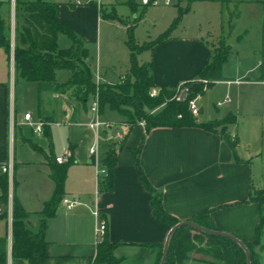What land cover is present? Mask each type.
I'll return each instance as SVG.
<instances>
[{
    "label": "crops",
    "instance_id": "1",
    "mask_svg": "<svg viewBox=\"0 0 264 264\" xmlns=\"http://www.w3.org/2000/svg\"><path fill=\"white\" fill-rule=\"evenodd\" d=\"M7 1L0 0L4 2L0 4V11L6 9ZM117 1L106 0L102 8L118 16ZM241 3L257 6L253 7L257 8L256 25L260 32L258 47L253 52L257 62L242 71L237 57V72H231L227 65L232 58V47L227 43L231 54L222 68V75L229 80L215 82L193 99L199 107V115L207 112L205 117H197V123L229 121V124L213 132L200 127L153 129L146 136L139 164L171 216L185 222L211 212L218 231L251 243L263 211L251 197L264 190V80H259L264 65V5L255 1ZM58 4L60 21L74 29L86 43L89 56L85 63L90 67L95 83L114 86L126 80L131 65L125 38L129 22L123 25L102 18V8L96 3L76 5L64 0ZM125 4L130 6L128 0ZM231 6L234 10L236 5ZM69 40L67 36L59 35V50L70 49L73 43L69 44ZM220 41L215 45L203 36L172 34L162 45L141 53L138 61L140 64L151 63L154 90L159 92L166 87L182 93L185 84L199 80L200 72L211 63ZM102 48L106 49L103 57ZM0 50L4 51H0V164L13 161L14 198L28 214L26 223L34 232L39 230L44 205L55 191L51 179V169L59 166L55 159L70 155L63 199L77 200L79 205L68 210L61 201L55 216L48 220L45 264H95L99 244L95 212L107 221L108 241L121 245L115 256L122 264H156L171 228L153 216L151 195L139 180L134 151L145 136V127L138 124L125 130L127 134L122 148L118 149L110 189L101 191L97 164L90 153L95 142V132L89 126L92 119L90 101L83 108L78 98L70 97L69 93L39 95L37 84L16 76L14 50L10 57L3 48ZM60 72L56 75L57 83H67L71 72L67 71L70 74L66 76L67 80L64 76L60 79ZM18 84L22 90L28 86L31 95L36 97L34 116L31 110L18 115L15 106ZM40 100L44 111L55 115V123L50 124L51 139L45 132L36 135L25 121L27 114L34 120H41ZM211 103L216 112L210 114ZM108 116L110 120L106 121L127 124L116 112L110 111ZM257 130L261 140L254 145L251 132ZM225 134L230 142L225 139ZM232 143H236V149L232 148ZM31 145L42 152L32 149ZM109 148L107 144L101 150L100 168L101 165L103 168ZM0 223L7 229L4 222ZM8 237L0 238H6L9 254ZM258 252L264 263V239ZM8 264L29 262L13 259L11 249ZM186 264L203 263L193 256Z\"/></svg>",
    "mask_w": 264,
    "mask_h": 264
},
{
    "label": "trees",
    "instance_id": "2",
    "mask_svg": "<svg viewBox=\"0 0 264 264\" xmlns=\"http://www.w3.org/2000/svg\"><path fill=\"white\" fill-rule=\"evenodd\" d=\"M243 1H255L264 5V0H189V4L196 2H218L223 7L236 5L230 14V23L234 24L239 18L237 5ZM18 2V3H17ZM4 2H0L3 4ZM15 13L17 18V32L14 40V61L15 72L18 78L27 82L35 83L38 87L39 95L44 93L66 94L75 91V96L83 108L87 107L90 99L99 95L100 112L103 115L106 109L116 112L126 119L129 130L137 126L141 121H145L146 133L139 147L134 151L138 161L139 180L144 189L151 195V207L153 216L174 228L182 223L178 219L167 213L163 207L161 196L155 191L147 180L139 164V155L144 146L146 136L156 128H183L200 127L213 132L214 130L229 124L225 122L197 123V119L189 110V101L195 99L198 94H203L205 88L210 87L218 81H228L222 75V68L228 61L231 49L226 40L222 39L219 46L214 51L211 61L199 74V80L205 83L192 82L184 85L183 90H189L184 101L179 98L181 92L175 88L163 87L159 89L156 97H152L155 89L152 77L151 63L140 64L138 57L145 51H150L165 43L182 17L190 10V5L185 10L180 9L179 18L171 28L162 34L157 40L139 45L134 38V25H128L127 46L131 53L130 71L127 79L117 85L100 84L97 85L93 79L90 67L85 63L88 58L86 43L80 35L69 26L63 24L59 19V4L46 0H15ZM128 4L133 10H137L134 0H128ZM144 11L149 6H143ZM101 16L106 20L119 21L127 25L126 21L107 12L103 7ZM22 19V23H19ZM9 25L0 14V47L5 50L10 57L12 46L7 37ZM65 35L71 39L73 46L68 50H59L58 36ZM71 72V78L65 84H58L56 80L57 72ZM259 80H264V65L262 64V76ZM164 105V106H163ZM162 108V109H159ZM39 116L45 123V134L50 136V124L55 123V115L44 111L43 101H39ZM224 131V129H223ZM225 139H230L225 134ZM232 148L236 149V143H232ZM32 149L42 152L37 146L31 145ZM122 148V146H121ZM119 148V149H121ZM119 150L110 146L103 166L107 171L99 183L101 191L110 189L113 169L116 165ZM51 169V179L55 183L53 196L44 205L42 220L37 232L32 231L27 223L28 214L20 203L14 198V220H13V246L12 258L24 259L29 264H45L47 259V242L45 232L48 220L53 218L64 197V185L67 177V168L70 165H60ZM0 185L3 188L5 197L8 194V183L5 176H0ZM258 197L252 195L251 201L262 207L264 203V191H257ZM256 192V193H257ZM261 199V200H260ZM196 225L210 231H218L211 218V212L198 215L191 219ZM262 215L256 229L253 242L243 241L250 255V264H258L261 257L258 254V247L261 245ZM119 244H112L105 236L98 244V254L95 264H122L115 256ZM198 252L213 258L211 261H202L203 264H248L246 252L237 243L229 238L205 234L185 227L177 231L170 242L168 258L165 264H186L190 261V255ZM163 249H160L156 264H161ZM9 254L6 238H0V264H8ZM259 260V261H258ZM262 260V259H261Z\"/></svg>",
    "mask_w": 264,
    "mask_h": 264
},
{
    "label": "rangeland",
    "instance_id": "3",
    "mask_svg": "<svg viewBox=\"0 0 264 264\" xmlns=\"http://www.w3.org/2000/svg\"><path fill=\"white\" fill-rule=\"evenodd\" d=\"M29 1V0H22ZM49 2L60 3L64 0H46ZM75 1V0H69ZM84 1V0H82ZM126 0L117 1V14L124 21L129 22L130 25H134V38L137 44L142 45L147 42L157 40L162 34L167 32L171 26L179 18L180 9L185 10L189 7V0H171V5L166 6L164 2L166 0H159V5H151L145 11L144 7L141 4L140 0H134L137 10H133L131 6L125 4ZM18 3V2H17ZM6 9H2L0 14L3 19H5L9 25V31L7 37L9 38L12 46V51L14 50V38L17 32L18 23L15 13V0H8L6 2ZM257 5V4H254ZM257 6H252L251 4H239L238 12L239 18L238 21L231 24L230 14L232 6L222 7L221 4L216 3H202L196 2L190 5V10L182 17L181 21L175 26L172 34L174 35H192L201 37L203 36L207 42L210 44H215L224 39L227 41L228 45L232 47V58L227 65L231 72H237L235 65H239L237 57L240 58V63L243 66V70L248 67L255 66L257 62V57L255 56L254 49L258 47L260 32L256 25L257 20ZM134 11V12H133ZM19 23H22V19H19ZM125 25L124 23H122ZM236 25V26H235ZM115 33H112L114 35ZM126 40L128 41L129 35H126ZM69 44L71 41L69 40ZM4 53L3 50H0ZM97 54V53H96ZM106 54V49L102 48L101 55L102 57ZM147 55V54H145ZM144 56L140 57L141 61L144 59ZM104 61V59H103ZM70 76L67 71H61L59 73L60 79L64 76ZM58 76V79H59ZM69 78V77H67ZM125 81V80H124ZM123 81V82H124ZM197 83H205L204 80H199ZM16 91V109L19 114H23L26 110H31L33 116L36 114V97L31 95L30 88L24 90L21 89L20 84H18ZM188 89V88H187ZM186 90V89H184ZM34 92V91H33ZM75 91L69 93V96L76 97ZM205 96V95H204ZM180 99V98H179ZM206 99V98H205ZM204 101V100H203ZM212 101V100H211ZM210 101V102H211ZM204 102H207L206 100ZM213 102V101H212ZM164 106V105H163ZM211 113L216 112L214 109L213 103H211ZM162 109V108H159ZM225 107L223 106L221 110L223 111ZM110 110L105 111L104 120H110L109 118ZM207 114V112H205ZM209 113V112H208ZM200 113V118L206 116ZM194 118L197 119L193 115ZM203 117V118H204ZM118 118H121L118 116ZM254 141V145L261 140V133L252 131L251 138ZM264 191V190H263ZM264 196V195H263ZM253 197L256 199L258 197V192L253 194ZM261 200V199H260ZM262 227H261V244L264 239V203H262ZM0 237H8V230L3 228V224L0 223ZM258 251V249H257ZM259 256L262 258L261 254L258 252ZM193 256L197 257L201 262L202 261H211L212 257L193 252L190 255V260ZM118 261H121L120 258L116 257ZM258 262V264H264L263 260Z\"/></svg>",
    "mask_w": 264,
    "mask_h": 264
},
{
    "label": "built area",
    "instance_id": "4",
    "mask_svg": "<svg viewBox=\"0 0 264 264\" xmlns=\"http://www.w3.org/2000/svg\"><path fill=\"white\" fill-rule=\"evenodd\" d=\"M106 0H75L74 3L76 5H81L83 3L90 4L96 3L97 6L101 9ZM142 6H151V5H159V0H140ZM171 4V0H166L164 5L169 6ZM157 90H153L151 96L156 97L158 95ZM90 113L92 115V119L89 123V126L95 132V142L90 149L91 155L94 157L95 162L97 164V176L99 182L104 177H107L106 169L99 167V158L101 150L104 145L114 146L116 149H119L121 143L124 141L126 137L127 128L129 126L121 125L115 122L106 121L102 118L100 112V101L99 95L97 94L95 97L90 99ZM189 110L195 116H199V107L196 103V100L189 101ZM25 121L33 128V131L36 135H43L45 131V123L42 120H34L31 114L25 115ZM140 126L145 127V121H141L139 123ZM69 154H65L61 157L56 158V162L60 165L67 164L69 162ZM0 176H5L7 178L8 183V194L5 197L2 186L0 185V222H4L7 230H8V243H9V251L11 256L12 242H13V220H14V180H13V161L9 160L7 163L0 164ZM101 177V178H100ZM62 203L68 208V210H72L77 205H79V201L71 200L68 198H64ZM96 218V236L98 242H101L107 233V221L102 218V216L98 213H94Z\"/></svg>",
    "mask_w": 264,
    "mask_h": 264
},
{
    "label": "water",
    "instance_id": "5",
    "mask_svg": "<svg viewBox=\"0 0 264 264\" xmlns=\"http://www.w3.org/2000/svg\"><path fill=\"white\" fill-rule=\"evenodd\" d=\"M192 88L193 87L188 88V89H186V90H184L182 92V94L180 96V100L181 101H184L186 99L189 90H191ZM185 227L191 228V229H193L195 231H198V232H201V233L212 234V235L222 236V237H226V238L231 239L232 241H234L235 243H237L240 247H242L244 249V251L246 252V255H247L248 264H250L251 255H250V253H249V251H248V249L245 246L243 241H241L237 237H235L233 235H230V234H227V233H223V232H220V231L207 230L205 228H202V227L196 225L194 222H191V221L182 222V223L176 225L174 228L171 229V231H170V233H169V235L167 237L166 243L164 245L163 258H162L161 264H165L166 261H167L168 253H169V245H170V242H171V239H172L173 235L177 231H179L180 229L185 228Z\"/></svg>",
    "mask_w": 264,
    "mask_h": 264
}]
</instances>
